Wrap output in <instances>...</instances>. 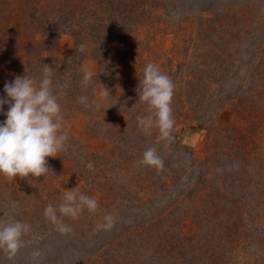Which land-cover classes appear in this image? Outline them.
<instances>
[{
  "label": "rangeland",
  "instance_id": "obj_1",
  "mask_svg": "<svg viewBox=\"0 0 264 264\" xmlns=\"http://www.w3.org/2000/svg\"><path fill=\"white\" fill-rule=\"evenodd\" d=\"M100 25L113 29L93 36ZM148 63L175 85L169 140L158 139L154 117L147 132L138 126L152 116L137 91ZM44 64L55 71L66 150L48 158L45 177L0 178V218L31 225L14 260L0 251V264H237L223 235L231 202L202 224L211 212L195 196L211 182L213 211L217 198L237 196L244 222L256 215L264 227V0H0V96ZM148 148L161 168L141 163ZM77 187L98 208L65 217L71 230L59 232L44 209ZM256 242L264 264V234Z\"/></svg>",
  "mask_w": 264,
  "mask_h": 264
},
{
  "label": "clouds",
  "instance_id": "obj_2",
  "mask_svg": "<svg viewBox=\"0 0 264 264\" xmlns=\"http://www.w3.org/2000/svg\"><path fill=\"white\" fill-rule=\"evenodd\" d=\"M55 71L44 64L37 76L28 74L17 76L12 82L5 83L4 93L0 96V114L6 119L0 122V178L15 180L17 177L37 179L45 177L50 171L48 158L66 150L68 136L61 129L65 124L61 105L54 92L53 75ZM91 73H85L81 83L87 87ZM139 102L147 105L152 113L149 117H137L138 126L147 132L155 124L159 129V140H169L175 120L172 115V101L175 85L169 75L163 73L152 63L145 65L143 78L139 79ZM78 102L89 107L87 96H80ZM8 110L4 112V106ZM141 163L145 166L161 168L163 162L155 148L143 153ZM78 187L64 190L58 208L49 204L44 209L45 218L59 232L71 229L64 218L78 219L87 209L95 213L98 208L96 199L78 194ZM14 209V204H13ZM104 228L111 227V217H105ZM31 231V225L23 221L0 218V251L9 261L14 260L24 244V237ZM34 252V256H39Z\"/></svg>",
  "mask_w": 264,
  "mask_h": 264
},
{
  "label": "trees",
  "instance_id": "obj_3",
  "mask_svg": "<svg viewBox=\"0 0 264 264\" xmlns=\"http://www.w3.org/2000/svg\"><path fill=\"white\" fill-rule=\"evenodd\" d=\"M91 28H94V26H91ZM111 29H113V26L100 25V27L93 29V32L95 33V35H93V36L97 35L99 37L103 32H106V31L111 30ZM106 34L107 33H105V36H106ZM236 149H239V147H236ZM189 162L191 164H194L197 166L195 161H192V159H190ZM261 172L264 173V170H260V173ZM250 173H252V170H250ZM242 174H243L242 172L230 171V175H232V176H237V175H242ZM251 176H253V175H251ZM254 176L257 177L258 173L255 172ZM254 179L255 178H252V180L248 184H245L244 187L250 188V184H251V182L254 183L253 182ZM208 180H210V179H208ZM232 181H234V180H232V178H231V180H228L225 185L231 187L233 185ZM209 185H211V182L206 187L205 186H204V188L201 187L200 190H198L199 192H197L198 194H196V196H195V198H196L195 202H197L196 204H199L197 207L201 208L203 206L204 212H207V213L211 212L210 215L206 214V216H205L206 218H201L200 223L204 222L202 224H207L209 218L212 219V217L215 216L213 214H216L218 217H220L223 214V212L225 211L224 210L225 206L229 208L227 202H229V203L231 202L232 209H230L229 216L232 217L233 221L231 222L232 226H230L229 228L226 227L225 229H223V232L225 233L223 235L225 236V238L228 241V242L225 241V243L229 244L228 247L230 245L233 246L235 249V252L237 254H240L239 260L236 261L237 264H246L247 263L246 258H248V264L249 263L250 264H260L259 261L261 258L255 254V253H257V249H259V245L256 246V244H257L256 241L260 238V235L264 234V227L258 226L257 216L256 215L254 217L252 216L253 218L248 217L247 222H244V220L241 216V211L243 209L241 207H239L242 205L237 204L238 203V201H237L238 197L237 196H234L233 201H230L231 199H229V200L226 199V198H228L227 195L226 196L223 195V198H219V199L217 198V201H219L221 203L219 205H217L216 210L213 211V209L211 207V205H212L211 204V200H212L211 196L209 197L208 200H206V197L209 194H212V191L210 190L212 188H210ZM218 189H220V188H218ZM252 189H253L252 191L255 192L256 186L254 185ZM203 190L206 191V193H204L202 195ZM218 193L222 194V189ZM219 196L222 197L221 195H219ZM231 198H233V196ZM237 219H238V221L241 219V220H243V222L236 223ZM239 230H240V232H244L245 234H243L239 239H236L240 236V232H238ZM209 236H208V238H209ZM208 238L204 239V243H206V241H208ZM218 238L221 239L222 237H220V235H218ZM212 241L214 242L213 238H212ZM172 246L173 247L175 246V248H177L178 250H180V248H186L185 245L181 244L178 241H175ZM165 247L166 246H164V242H163L162 251H164ZM252 247H254L253 251H251ZM188 250H189V252H192V250H190V249H188ZM208 250H206L205 248L202 249L200 252V255H202L204 257H208V255H207V254H209ZM242 261H244L246 263H242Z\"/></svg>",
  "mask_w": 264,
  "mask_h": 264
}]
</instances>
